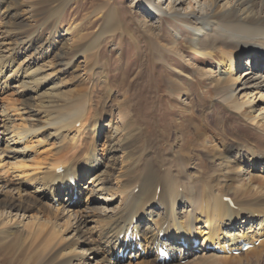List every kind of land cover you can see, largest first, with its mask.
<instances>
[{
	"label": "bare ground",
	"instance_id": "6f19581e",
	"mask_svg": "<svg viewBox=\"0 0 264 264\" xmlns=\"http://www.w3.org/2000/svg\"><path fill=\"white\" fill-rule=\"evenodd\" d=\"M142 1L147 10L159 15L164 12L158 5L151 6L153 0ZM4 4L5 0H0V13L2 8L4 10ZM66 10V6L61 8L64 14ZM169 10L177 13L173 8ZM95 11L103 16L97 40L121 27L117 10H114L110 0L102 1ZM63 13L59 20H62ZM180 18L181 22L189 26L190 45L197 56L212 57L215 52H219L223 58L221 64L224 69L216 70L217 75L213 78L217 89L216 101L231 111V115L258 124L264 119V113L260 114L259 111L254 115V107L245 108L247 104L237 100L236 95L249 90L240 98L250 94L249 103L255 94V99L264 100V0H197L196 5ZM55 32L56 29L52 31V37L56 36ZM62 32L56 39L62 38L59 47L68 50L69 45L78 44L80 50L84 46L80 43L85 35L77 32V26H67ZM36 35L37 32L25 39L19 36L8 46L3 40L0 41V77L8 87L13 83L11 87L19 92L15 99L18 105H15L14 99V104L5 102L4 105V98L0 100V139L4 138L0 142V166H8L6 172L10 170V173L21 175L22 178L17 186L13 181L15 178L9 175V185L14 186L11 191L15 190L18 197L9 194L0 204L7 210L16 208L15 218H24L28 209L38 212L37 215L29 214L27 224L23 223L30 229L29 233L25 236L19 234L12 243L7 244V237L14 232L11 229L15 225L6 224L7 211H0V247L5 245L2 257L6 256L1 264H122L116 260L112 245L113 248L124 247L117 240L130 226L141 236L139 243H143L144 250L135 253V264H161L156 261L151 248L154 241L160 240L173 253L179 252V255L172 256L171 262L165 264H228L231 258L227 253L240 249V242L251 244L253 238L264 235V123L263 128L253 127L252 138L258 141V147L249 149V155L235 171L234 180L239 185L233 187L235 194L227 193L233 207L223 200L227 195L220 190L224 183L225 187L232 185L227 179L228 171L224 173L223 182L212 184L211 178L190 175L188 168L191 161L185 167L179 161L177 164L180 165L175 170L174 166L169 167L160 161L156 163L158 165H143L140 169L138 165L143 159L140 160V157L122 175L118 174L122 178L118 185L108 184L109 180L105 176L111 164L105 163L103 159L106 157L109 162L112 157L118 126L126 123L124 129L129 133L132 122L127 114L121 115L120 123L116 125L113 120H103L96 113H90L92 99L83 91L76 93V97H79L70 99L64 107L55 103L53 99L73 97L74 91H64L59 78H56L57 72H46V64L43 65L44 69L39 65L41 56L48 53L50 47L43 49L38 46L33 49V43L38 39ZM29 42H33L29 46L32 52L25 54L22 60L25 63L18 61L17 56L28 48ZM83 51L87 52L88 47L85 46ZM53 52L62 66L72 62L68 59L63 63L66 51ZM90 52L88 58L94 59L98 52ZM38 53L41 55L37 56ZM9 56H14V60ZM244 60H247L245 66L242 65ZM41 87L44 88L38 92ZM30 99H35L34 103L26 102ZM89 117H95L96 120L87 121ZM41 131L45 134L43 138H53L58 146L51 156L46 154L29 160L27 158L37 151L33 147L42 142L38 139ZM132 136L126 135V140L131 141L134 139ZM248 139L242 138L241 142L235 143L236 146L226 150L229 154L222 156L221 167L228 170L227 164L241 160L243 156L238 153V146ZM101 142L106 147H100ZM13 158L18 160H11ZM95 163H99L98 168L94 167ZM256 171L262 175H255ZM133 176L137 178L130 186ZM85 178H88V184L96 181L90 188L87 186V192L96 196H86L83 202L81 197L86 187L80 189L79 186ZM71 179L76 181L75 186L70 185ZM77 182L78 197L73 200L71 194ZM60 193L65 195L63 200L60 199ZM115 198H119V203L109 208ZM90 200H94L98 206L88 207ZM83 204L85 207L81 208ZM88 212L96 215L88 217ZM254 212H258L259 221L253 227ZM9 221H12L10 217ZM89 222L94 224L88 225ZM4 225H10V228H4ZM85 225L88 227L85 228ZM199 227L202 228L199 230ZM161 230L165 233L159 238ZM181 236L185 237L188 249L178 247ZM194 236L203 239L197 248L192 243ZM210 239L216 242H210ZM208 242L221 249L222 253L208 250L205 247ZM261 244L264 248V242ZM256 249H250L255 252L247 258L248 264L251 261L254 264L263 262L261 250L259 252ZM126 264L132 263L128 261Z\"/></svg>",
	"mask_w": 264,
	"mask_h": 264
},
{
	"label": "rangeland",
	"instance_id": "374dc122",
	"mask_svg": "<svg viewBox=\"0 0 264 264\" xmlns=\"http://www.w3.org/2000/svg\"><path fill=\"white\" fill-rule=\"evenodd\" d=\"M102 1L106 0H5L4 10L2 8L0 13V41L3 40L8 46L13 44L19 36L24 39L30 38L37 32L36 42H29L28 48L24 49L16 59L22 61L25 59V54L31 53L38 46L43 49L50 47V51L41 56L39 65L44 69L43 65L46 64L47 70L44 69L46 72H57L56 78H59L58 81L60 80L64 91H74L73 97L67 99V96H63L60 99H53L55 103H60L64 107L67 101L79 97H76V93L83 91L87 92L86 96L92 99H90L92 107L89 112L96 113L103 120H113L117 125L120 123L121 115H128L133 125L132 129L126 133L124 129L126 123L118 126L112 157L109 162L106 161V157L103 159L105 163L111 164V167H108L109 173L105 176L109 180L108 184L118 185L122 180L119 175H122L131 165L135 164V160L141 157L140 160L143 158L142 163L138 165L140 169L143 165L145 167L150 164L158 165L156 163L160 161L169 167L174 166L175 170L180 165L177 164L179 161L184 167L191 161V166L188 168L190 175L196 178L200 176L202 179L211 178L212 184L223 182L224 173L228 171L227 179L232 185L225 187L226 183H224L220 186V190L224 195L235 194L233 187L239 185L234 180L236 179L235 171L249 155V149L258 147V141L252 138L253 127L263 128L264 119L258 124H252L250 120L246 121L243 117L241 119L233 114L232 116L231 111L224 109L216 101L217 89L213 78L217 75L218 69H224L221 64L223 58L219 52H215L212 57L197 56L190 45L189 26L180 21V17L189 12L196 5L197 0H153L152 7L158 5L164 10L160 15L147 10L142 0H110L114 10H117L116 14L119 16L121 27L97 40L98 32L103 24V16L101 13H96L95 7ZM64 6L67 9L65 14L61 12ZM170 8L177 13H171ZM62 13V20H59ZM70 25L77 26V32L85 35L80 43L84 46L80 50H78V44L69 45L68 50L65 47H59L62 38L56 40L63 33L62 30ZM54 29H56V36L52 37ZM31 43L35 44L33 49L29 47ZM85 46L88 47L87 52L83 51ZM53 50L66 51L63 63L68 59L72 62L62 66L58 63ZM93 50L98 52L95 55L97 60L93 57L88 58L89 52L93 54ZM40 55L41 53L37 54V56ZM9 57L14 60V56ZM34 57L31 59L33 60ZM246 63L247 60H244L242 65L245 66ZM10 87L0 77V100L4 98V101L2 100L4 105L5 102L14 104L12 100L14 99L15 105H18L19 102L16 103L15 99L19 92L14 90V87L11 89ZM43 88L41 87L38 92ZM248 91L244 90L242 94ZM242 94H237L236 99L244 101V104H247L245 108L254 107V115L259 111L260 114L264 113V100L258 101V97L255 99L256 95L253 94L251 97L253 101L247 103L250 94L240 98ZM33 101L35 99L26 100L27 103H34ZM94 119L96 120L95 117H89L87 121ZM104 128L106 129L105 126ZM39 135L38 139L42 142L33 147L37 151L27 158L29 160L32 157L38 159L46 154L51 156L58 146L57 142H53V138H43L42 135H45L43 131L39 132ZM126 135H133L135 140L128 139V142ZM242 138L250 139L238 146L237 151L243 157L234 164H227L228 170L224 167L225 170L220 163L222 156H228L229 153L226 150L228 148L230 150L236 142H241ZM3 140L4 138H1L0 142ZM103 146L106 147L101 142L100 147ZM11 160L17 161L18 158ZM98 164L95 163L94 167L98 168ZM7 168L9 167L0 166L2 178L0 179V202L4 201L9 194L18 197L15 190L11 191L14 186L9 185L10 177L15 178L13 181L17 186L22 179L21 175L10 173V170L6 172ZM254 174L260 175L261 173L256 171ZM9 175L12 176L9 177ZM136 178L137 176L131 178L130 186ZM87 180L88 178H85L84 182H81V185L86 187L81 197L83 202L86 196H96L87 192V186L90 188L96 181L88 184ZM123 182L125 184V180ZM19 188L25 189L23 186ZM127 195L126 193L125 196ZM64 198L65 196L61 195V200ZM226 198L231 200L228 195ZM118 201L119 198H115L110 203L111 205L109 204V208L114 207L119 203ZM90 206H98V204L90 200L88 207ZM80 207L85 206L83 204ZM3 210L7 211L12 220L8 222L9 217L7 216L6 224L15 225V228L11 229L14 232L11 235V232L8 233L10 236L7 237V244L12 243L19 234L27 235L30 229L23 223L28 220L29 214L37 215L38 213L36 209H28L27 217L24 219L26 215L24 218L14 217L16 208L7 210L0 204V211ZM93 213L88 212L86 216L96 215ZM257 221L259 218L255 217L254 223ZM93 224V222L88 223V225ZM87 227L85 225V228ZM247 227L250 228L249 225ZM4 228H10V225H4ZM258 238L254 248L257 247L256 250L259 252L261 250L260 254L263 258L264 248L261 243L264 242V235ZM4 248L5 245L0 247V264L6 257H2ZM250 249L248 252L246 250L238 255H230V260L233 261L228 264H248L247 258L255 252ZM127 258L117 261L122 264L128 261L135 264L137 261L132 262L129 257ZM250 264L254 262L251 261ZM260 264H264V259Z\"/></svg>",
	"mask_w": 264,
	"mask_h": 264
}]
</instances>
